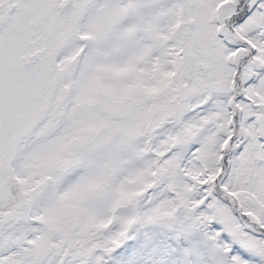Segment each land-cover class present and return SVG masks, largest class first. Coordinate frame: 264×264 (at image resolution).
I'll use <instances>...</instances> for the list:
<instances>
[{
  "label": "snow or ice",
  "instance_id": "1",
  "mask_svg": "<svg viewBox=\"0 0 264 264\" xmlns=\"http://www.w3.org/2000/svg\"><path fill=\"white\" fill-rule=\"evenodd\" d=\"M0 264H264V0H0Z\"/></svg>",
  "mask_w": 264,
  "mask_h": 264
}]
</instances>
